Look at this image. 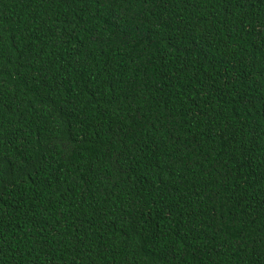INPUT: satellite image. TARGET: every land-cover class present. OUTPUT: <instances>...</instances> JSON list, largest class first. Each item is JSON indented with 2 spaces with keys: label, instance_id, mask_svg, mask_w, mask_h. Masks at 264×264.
Returning <instances> with one entry per match:
<instances>
[{
  "label": "trees",
  "instance_id": "obj_1",
  "mask_svg": "<svg viewBox=\"0 0 264 264\" xmlns=\"http://www.w3.org/2000/svg\"><path fill=\"white\" fill-rule=\"evenodd\" d=\"M0 264H264V0H0Z\"/></svg>",
  "mask_w": 264,
  "mask_h": 264
}]
</instances>
